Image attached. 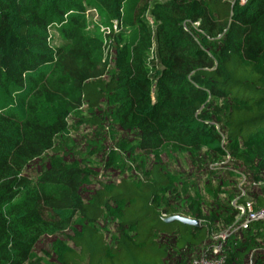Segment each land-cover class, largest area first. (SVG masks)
I'll return each mask as SVG.
<instances>
[{"label":"trees","instance_id":"16d2710c","mask_svg":"<svg viewBox=\"0 0 264 264\" xmlns=\"http://www.w3.org/2000/svg\"><path fill=\"white\" fill-rule=\"evenodd\" d=\"M89 1L141 37L140 44L118 42L108 81L105 45L85 32L81 0H0V264H29L44 232L74 218L71 247H55L58 264H166L169 249L160 235L172 237L175 251H186L205 245L211 225L234 223V215H205L198 195L184 211L174 208L169 195L179 180L156 156L143 170L145 180L104 183L87 199L82 188L92 173L77 162L52 157L34 182L22 175L29 162L54 151L69 117L104 99L115 106L120 129L138 133L137 149L147 155L163 144L198 153L204 141L219 143L214 128L199 120L210 100L226 101L220 111L226 112V143L215 152L253 173L252 182L262 185L249 195L256 209L264 207V0H144L138 10L135 0ZM147 12L157 24L154 33L144 21ZM185 23L198 24L205 43ZM52 25L63 41L54 51L47 35ZM16 104L19 109L6 111ZM118 148L135 150L124 142ZM175 216L200 226L165 222ZM100 220L117 222L113 246L97 229ZM222 255L224 264H264V223L231 236Z\"/></svg>","mask_w":264,"mask_h":264},{"label":"rangeland","instance_id":"374dc122","mask_svg":"<svg viewBox=\"0 0 264 264\" xmlns=\"http://www.w3.org/2000/svg\"><path fill=\"white\" fill-rule=\"evenodd\" d=\"M157 1L165 5L168 0ZM81 2L85 8V32L99 36L105 45L107 74L104 79L108 81L114 72L115 51L118 42L125 39L130 45L140 44L141 37L134 27H124L115 20H110L108 15L91 4L89 0H81ZM144 4V0H135V10L142 8ZM153 4L149 5V8ZM126 17L129 18L130 16L127 15ZM144 21L154 33L157 24L150 12L145 14ZM184 27L188 33L195 35L200 43H205L202 36H197L198 24L185 23ZM57 28L58 26L52 25L47 30L48 45L53 51L63 45ZM213 46L214 44L209 42L207 44L208 51H211ZM153 58L154 48L148 53L147 61H152ZM154 93L153 90V97H155ZM225 102L210 100L209 105L201 111L200 115L203 117L199 120L214 128V131L221 138L219 143L211 144L204 141L202 149L198 153L178 150L177 146L173 144H163L153 155L144 154L137 149L139 140L137 132H124L120 129L113 117L115 106L108 99L101 101L98 107L94 109L84 105L76 114L69 117L66 130L54 139V151L50 150L42 157L29 162L22 175L34 182L52 157H57L64 164L77 162L82 169L88 168L92 173L90 184L82 188V196L87 199L94 190L104 183L115 184L122 179L128 181L145 180L143 170L148 171L152 168L156 162V156L160 167L176 175L179 180L176 185V194L169 195L174 208L178 207L180 212L184 211L188 199L198 195L201 198V208L205 215L215 214L221 219L234 215L235 224L241 223L245 217L244 215L241 216L239 206H245L248 203L256 205L252 195H249V193L254 192L252 190L254 188L253 173L245 169L236 159L229 156V158H222L215 152V148L225 146L226 143L223 129L226 112H220ZM12 107L15 110L19 109L18 104H16L9 106L6 111L9 108L11 110ZM49 111L48 107H43L45 114ZM122 142L135 150L132 153L119 150L118 145ZM112 152L115 153L113 156H111ZM231 171L236 174H231ZM208 189H213L215 192L209 193ZM240 199L243 203L240 202ZM60 218L61 220L65 219L63 215ZM74 221L75 218L70 224H59L54 230H46L34 247L33 257L29 264H58L55 247H71L68 235H72L75 226ZM97 229L102 234L106 244L113 246L116 243L119 236L117 222L100 220L97 223ZM226 229L220 222L211 225L210 235L205 245L201 244L186 251H175L172 237L160 235V241L166 244L169 249L166 264H192V262L199 260L212 245L216 244V240L213 239L215 235L226 231Z\"/></svg>","mask_w":264,"mask_h":264},{"label":"built area","instance_id":"2783aa9c","mask_svg":"<svg viewBox=\"0 0 264 264\" xmlns=\"http://www.w3.org/2000/svg\"><path fill=\"white\" fill-rule=\"evenodd\" d=\"M247 0H240L241 4H245ZM220 36H218L219 38ZM229 158V157H228ZM245 179V177H244ZM244 181V180H243ZM262 184L254 183L253 187L258 188ZM236 209H238L236 207ZM241 216L244 215L243 222L238 224L234 223L224 230V232L215 235L213 239L216 240V244L212 245L203 257L199 260L192 262V264H224V257L222 255L223 246L226 241L231 237L236 235L240 231L247 230L252 224L262 222L264 223V207L256 209L254 204H246L245 206H239Z\"/></svg>","mask_w":264,"mask_h":264},{"label":"water","instance_id":"95a60500","mask_svg":"<svg viewBox=\"0 0 264 264\" xmlns=\"http://www.w3.org/2000/svg\"><path fill=\"white\" fill-rule=\"evenodd\" d=\"M166 223H173V222H179L182 225H187V226H191V227H199L200 223L191 219H187V218H182L179 216H175V217H170L167 218L165 220Z\"/></svg>","mask_w":264,"mask_h":264}]
</instances>
